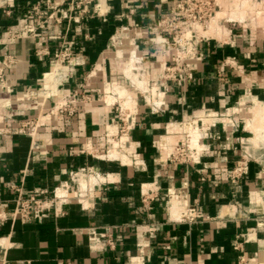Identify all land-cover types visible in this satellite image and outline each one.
I'll list each match as a JSON object with an SVG mask.
<instances>
[{"label":"crops","instance_id":"crops-1","mask_svg":"<svg viewBox=\"0 0 264 264\" xmlns=\"http://www.w3.org/2000/svg\"><path fill=\"white\" fill-rule=\"evenodd\" d=\"M35 1L0 0V53L9 43V29L22 34L9 44L16 61L7 69L9 90H0V192L6 203L0 206V264H264V151L247 147L255 136L246 119L235 115L236 124L231 117L232 125L209 129L211 138L221 133L222 139H206L209 149L195 164L162 165L161 160L168 123L199 109L237 110L244 96L264 99V38L241 33L226 45L211 41L205 59L194 62L191 78L161 100V110L148 103L135 115L130 135L144 165H89L97 162L88 150L103 138L114 114V106L92 92L110 83L115 57L123 54L118 49L113 56L112 36L121 25L152 24L173 0H99L82 21L63 16L53 4L59 0L44 6L55 15L47 17L46 11L45 20L34 19L27 12ZM132 31L124 44L131 48L135 42L147 68L162 70L167 47L146 44L148 36L136 38ZM64 43L75 62L62 85L43 95L45 75ZM36 92L41 96L26 97ZM62 102L68 108L60 110ZM46 104L53 107L44 115ZM47 116L35 135L16 132L23 120ZM83 167L113 171L116 178L85 200L60 201L58 214L41 222L13 217L14 185L25 194L37 189L52 195L60 183L71 182L70 171ZM174 194L181 196L183 215L169 210ZM189 205H197L202 217L190 222ZM93 228L111 232L120 245L111 250L90 241Z\"/></svg>","mask_w":264,"mask_h":264},{"label":"rangeland","instance_id":"rangeland-1","mask_svg":"<svg viewBox=\"0 0 264 264\" xmlns=\"http://www.w3.org/2000/svg\"><path fill=\"white\" fill-rule=\"evenodd\" d=\"M96 3H100V2L97 1ZM218 4L219 7L215 9V14L212 17V19H209L207 23L204 24L203 26H200L199 24L196 25V27L200 30V32H203L206 37H209L211 39V41H220L221 43H225L226 45V43L228 42L232 43L233 36L241 33L243 34V38H245L246 36L249 39L251 38V36L264 38V0H218ZM120 29L121 27L119 28L117 33L118 39L113 44V46L115 47L114 48L115 52L113 56L114 57L116 56V52L118 49L123 50V54L120 53L121 56L115 57L114 65H112L113 68L108 77V82H110L109 84L111 83L113 84V82H116L117 84L120 83L119 88H112L111 90L107 91L106 87L105 88L103 87L102 91L99 90L92 91L93 94H96V97L98 99L103 98V101L105 99V101L108 104H110L111 108L114 106L113 108L114 114H112V119L110 118L109 123H107L108 126L106 125L105 127V133L103 135V138L99 139L98 143H95L96 145H92L88 150L90 157L92 158V161L97 162L89 165H110L112 167H116L120 165L121 167L126 166L130 168H134V167H138V165H144V164H141L143 160L142 155H139L140 150H137L136 152L137 145L134 143V139L130 136V132L132 130L131 127L133 123V118H135V115H137L138 113H140V111H142L143 107L146 104L148 103L152 104V102H156L160 100V94L162 95L161 92L164 91L161 84L163 83V81H166V78H161V73H162L161 69L155 71H152L153 69H150L149 72H147V69H144V66L141 62V53H139L136 46L133 45V47L130 48V46L128 47L124 44L125 36L129 37L133 31L132 30L122 31ZM150 36L151 37L155 36V34H150ZM130 39L132 40L133 38L131 37ZM64 51H62L63 55L60 56L59 60L55 58L54 62L61 61L65 65L69 66L68 68L70 70L71 69L70 60H73L74 55L73 54L68 55L67 53H70V51H67V53H65ZM134 53L136 54L137 57V64L139 66V72H140L138 75L139 77L138 82H136L135 79L132 78L131 76H128L127 74L123 73L124 71L122 69L124 66L126 67L128 60H130L129 59L130 56L131 55L133 56ZM61 85L62 84H59V86ZM57 87L58 85L52 88L50 92L44 93L43 95H51L57 90ZM38 94L40 93L36 92L33 93L32 95L26 94V97L28 96V99L34 100L39 96ZM132 96L134 97V99ZM83 97L84 95L80 94V98ZM250 100L253 102H251ZM262 100L264 99L259 100L252 96L250 99L247 98V96H244L239 100L237 105H235V107H237V110H228L226 108L220 111L219 115L216 117H208L206 116L207 115L206 112L199 110L196 111L195 114L191 113L185 116V121L183 123H182V119L179 121L180 123H178L177 121L170 123V125H168L169 133L167 134V130H166L165 133L166 135L164 137L166 139H163L164 140L163 144H161L163 148L160 147L163 152V156L161 160L164 162L162 165L164 164L181 165V163L187 164L185 161L194 162V163L197 162L198 154L204 153V151L206 152L208 148V146L205 148L204 144L210 143L207 142L206 139L208 140L209 138L213 140V138H211L210 136H207V138H205L207 131L212 126H214L213 124L215 123V121H217V125H221V127L224 122L226 123V125L229 124L232 125V122H229V118L232 117L231 115L233 113H235L236 116L239 115L246 119L247 122L246 127L253 132L254 136H261L258 132L261 129L260 127L264 126V117L259 116V114H250L249 109L253 105H255V102L258 101L262 102ZM52 107L53 106L46 104L43 107V111H44L43 114L47 115L48 112L50 111L49 109ZM65 108L68 107L66 106V104L62 102V106L60 107V110H63ZM213 118L215 121L213 120ZM48 119H49L48 116L42 119L40 117L39 120L36 117L35 119L33 118L32 120H27V119L23 120V122L30 121V125L27 130L29 132L33 128H35V130L37 131L39 125L44 122L46 123ZM197 119H201L204 121H199ZM181 124L183 125V127L182 129H179ZM263 131H264V127H263ZM194 132H200L201 134L199 146H191L189 143L190 135ZM255 138L256 137H254V139ZM251 139L252 137L249 138V140H247L248 142L246 141L247 147L248 146L251 147L254 144H256L254 146H259V148H262V150L264 151V140H259L257 138V141L255 142V140L253 141ZM184 140L185 141L188 140V141L185 142V146H182V144L180 143ZM145 163L147 164L146 160ZM105 172H108L109 175L105 174ZM112 172L113 171H103V172L101 170L97 171L96 168L93 167L90 171L86 173L85 176L83 174H79L77 178L79 177L78 178L79 183H81L82 185L81 194L84 197L80 196L79 194L80 191H78L76 187L71 194H68L69 195L68 197H70V199L85 200L86 197L85 195H89V191H88L89 189L87 190L86 186H88V188L93 189L94 186L104 183V180L113 181L116 178V176L114 175L113 177ZM102 176H104L106 179L104 177L101 179ZM98 179L100 180V182L98 181ZM58 193L59 195L60 194L64 195L65 191L62 188V192H59L58 190ZM169 210L172 211L173 213H180L181 211L183 215L185 209L183 207V201L181 199V196L174 194L170 202Z\"/></svg>","mask_w":264,"mask_h":264},{"label":"built area","instance_id":"built-area-1","mask_svg":"<svg viewBox=\"0 0 264 264\" xmlns=\"http://www.w3.org/2000/svg\"><path fill=\"white\" fill-rule=\"evenodd\" d=\"M99 0H59L53 3L57 8L60 9L61 14L63 16L74 19L76 21H82L87 16L93 13L96 10ZM47 5L49 7L52 6V0H36L32 5L28 15L34 19L43 20L45 17L46 9L44 6ZM65 5H69L67 8ZM219 7L218 0H173V4L168 11L159 12L158 17L153 21L152 24L148 26H143L140 24H135L134 26L129 25H121L120 30H134L136 33V38H142L144 36H148V40L145 42L146 44L155 43L158 45H162L167 47L168 55L167 60L162 65V73L161 78H166V81H163L161 84L164 91L160 94V100L156 102L150 103L153 110H161L162 103L161 100L165 98L167 92L174 86L179 85L180 83H185L189 78H191L194 70V62L202 61L206 57V48H208L211 42L209 37H206L203 32L196 27V25L203 26L207 23L209 19L215 14V9ZM4 12L8 15L12 14V10L7 8ZM56 11H47V17H52L55 15ZM124 15H121L123 17ZM58 20L60 19L57 18ZM45 20V19H44ZM119 27V28H120ZM112 36L113 43L118 39L117 33ZM150 34H155V36H150ZM21 32H14L11 29L8 30L9 43L5 45V50L0 53V90L7 91L9 90L8 83V74L7 69L11 64L15 63V56L9 52V44L15 43L17 39L21 37ZM229 43V42H228ZM135 46L136 43L134 42ZM137 48V46H136ZM65 50V51H64ZM68 55H72V51L65 43L62 47L56 51L55 58L59 60L60 56L63 55V52ZM74 58V57H73ZM71 64L74 63V59L70 60ZM141 62L144 66V69H147L149 72L150 69L147 68L144 56L141 57ZM145 71V70H144ZM171 82V83H168ZM68 105V104H67ZM66 105V106H67ZM71 110V109H70ZM207 113L208 117H216L219 115L220 111L218 110H209V109H199ZM197 110V111H199ZM196 112V111H195ZM194 112V114H195ZM73 113V110H71ZM235 113H233L232 119L236 124ZM199 121H204L201 119H197ZM214 120V118H213ZM185 121L183 118L182 123ZM215 121V120H214ZM180 123L179 121H177ZM172 123V122H171ZM220 124V123H218ZM30 125V121L22 122L16 132H28V127ZM170 125V123H168ZM211 128L218 127L217 121L213 124ZM224 125V123H223ZM222 125V126H223ZM210 128V129H211ZM224 128V126H223ZM32 129V128H31ZM35 128H33L28 133L30 135L36 134ZM168 126H167V134ZM131 136V135H130ZM209 136L206 133V137ZM214 136V137H213ZM212 137L214 139H222L221 133L214 134ZM205 137V138H206ZM211 137V136H210ZM228 140V137L225 138ZM185 142L182 141L180 144L185 146ZM188 144V143H187ZM138 147H136V152ZM202 151V150H201ZM200 151V152H201ZM140 155V153H139ZM171 156V154H170ZM201 153L198 154V161H200ZM187 164H195L197 162H188ZM184 163H181V165ZM178 165V164H175ZM93 167H83L74 171H70V180L71 182L60 183V186L56 187L53 190V194H48L47 191L44 190H33L29 193L25 194L22 186L14 185L13 189H15L18 194L15 198V209L13 213V217L15 219H21L23 222H41L48 218L51 214H58V205L59 202L67 203L70 201V197L68 194H71L74 191V185H77V190L80 191L81 194V183H79V179L77 176L79 174L86 175L88 171H90ZM97 171L99 169H96ZM241 173H247V166L240 167L239 169ZM231 172V171H230ZM236 170L232 171V177L236 176ZM100 185V184H98ZM94 186L95 188L98 186ZM91 187V186H89ZM63 188L65 194L60 196L58 190ZM89 194L93 189L88 188ZM86 196V195H85ZM84 197V196H83ZM6 205V203L1 202V192H0V206ZM187 219L190 222L195 221L197 218L202 217V214L198 210V206H190L187 208ZM186 214V215H187ZM89 239L92 242L105 243L111 250L117 249L120 245L118 239L111 232H101L96 228H93L89 231ZM59 264H75L73 262L64 263L61 261Z\"/></svg>","mask_w":264,"mask_h":264},{"label":"bare ground","instance_id":"bare-ground-1","mask_svg":"<svg viewBox=\"0 0 264 264\" xmlns=\"http://www.w3.org/2000/svg\"><path fill=\"white\" fill-rule=\"evenodd\" d=\"M246 2V1H245ZM244 5V3H243ZM115 43V42H114ZM113 43V44H114ZM118 43V42H117ZM116 45V44H115ZM118 51V50H117ZM121 56L120 55V51H119V54H118V57ZM130 60H128L127 64H126V67H125V72L128 76H131L132 78L135 79L136 82H138V75H139V66L137 64V57H136V54L134 53L133 56L131 55ZM55 64L53 65L52 69L45 75V88H44V93H48L50 92V90L54 87H56L57 85L59 86V84L62 82V80L65 78V75L68 74V71H69V66L65 65L64 63H62L61 61H55L54 62ZM101 63V62H100ZM141 65V64H140ZM132 81V80H131ZM116 83V82H115ZM115 83H111V84H107L106 86V90H111L112 88H119V84H115ZM154 88V87H153ZM133 97V96H132ZM247 98H251V97H248ZM134 99V97H133ZM246 99V98H245ZM264 100H262V102H255V105H253L249 111H250V114H259V116H262L264 117ZM258 103V104H257ZM133 106V105H132ZM248 114V112H247ZM256 118V117H255ZM260 123V121H259ZM183 125H181L179 127V129H182ZM185 127V126H184ZM263 127H260L261 129L259 130V134L261 136H255L256 138H252L251 140H255V142L257 141V138L259 140H264V131H263ZM191 128V127H190ZM197 128V127H196ZM258 129V128H257ZM263 131V132H262ZM173 133V132H172ZM171 133V134H172ZM179 135V134H178ZM169 136V135H168ZM200 138H201V134L200 132H194L190 135V138H189V143L191 146H199V142H200ZM166 139V138H164ZM250 140V141H251ZM258 140V141H259ZM188 141V140H187ZM249 141V142H250ZM169 143V142H168ZM254 143V142H253ZM262 143V142H261ZM260 143V144H261ZM249 145V144H248ZM251 145V144H250ZM256 145V144H254ZM97 174V173H96ZM102 175V174H101ZM109 175V174H108ZM112 175V174H111ZM85 176V175H84ZM114 177V175H112ZM97 177V176H96ZM104 176L101 177V179L103 178ZM79 178V177H78ZM81 178V177H80ZM105 178V177H104ZM97 179V178H96ZM106 179V178H105ZM111 179V178H110ZM114 179V178H113ZM83 180V179H81ZM80 180V181H81ZM115 180V179H114ZM96 181V180H95ZM98 181L100 182V180L98 179ZM97 181V182H98ZM106 181V180H104ZM83 182H86V181H83ZM90 184V183H89ZM95 184V182H94ZM88 185V184H87ZM88 187V186H87ZM84 189V188H83ZM92 189V188H91ZM84 191V190H82ZM59 192H62V188L59 189ZM88 193V192H87ZM63 194V193H62ZM61 195V194H60ZM62 196V195H61ZM88 201V200H87Z\"/></svg>","mask_w":264,"mask_h":264}]
</instances>
